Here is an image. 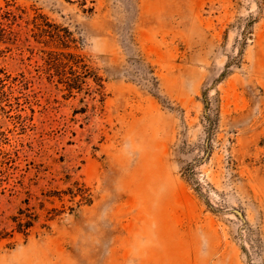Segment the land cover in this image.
I'll return each instance as SVG.
<instances>
[{"label":"rangeland","instance_id":"374dc122","mask_svg":"<svg viewBox=\"0 0 264 264\" xmlns=\"http://www.w3.org/2000/svg\"><path fill=\"white\" fill-rule=\"evenodd\" d=\"M0 264H264V0H0Z\"/></svg>","mask_w":264,"mask_h":264},{"label":"trees","instance_id":"16d2710c","mask_svg":"<svg viewBox=\"0 0 264 264\" xmlns=\"http://www.w3.org/2000/svg\"><path fill=\"white\" fill-rule=\"evenodd\" d=\"M35 17H39V15H36ZM42 17V16H41ZM40 17V18H41ZM43 19V18H42ZM44 20V19H43ZM35 25L39 26L40 24L36 21ZM43 25L51 26L50 23L47 21H43ZM3 30V28L1 29ZM51 39H54L56 41H59V44H61L62 48L65 49L67 45L65 44V39H62L57 33H49L48 34ZM49 64L55 68L56 75L58 76L59 82H62L65 84V86L69 89H80L82 86L83 79L90 75V69L89 66L85 63L84 58L76 53L70 52V51H49ZM68 67L72 72V77H68L65 75L64 70L61 68ZM78 72V73H77ZM97 82V81H96ZM99 86L100 83H97Z\"/></svg>","mask_w":264,"mask_h":264}]
</instances>
